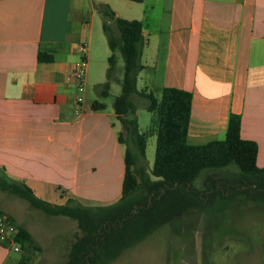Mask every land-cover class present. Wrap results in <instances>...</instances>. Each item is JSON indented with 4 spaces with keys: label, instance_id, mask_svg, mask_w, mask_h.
Returning <instances> with one entry per match:
<instances>
[{
    "label": "crops",
    "instance_id": "0c3cea01",
    "mask_svg": "<svg viewBox=\"0 0 264 264\" xmlns=\"http://www.w3.org/2000/svg\"><path fill=\"white\" fill-rule=\"evenodd\" d=\"M98 3L141 21L139 92H191L189 144L223 139L236 113L241 137L256 142V164L264 166V0H0V167L9 177L54 204L105 205L121 196V123L91 91L106 80L101 58L109 56ZM80 43L87 67L98 61L100 68L94 79L86 69L76 115L68 77ZM39 52L51 59L39 60ZM121 77L110 81L114 96ZM12 249L0 239V264H21Z\"/></svg>",
    "mask_w": 264,
    "mask_h": 264
},
{
    "label": "trees",
    "instance_id": "16d2710c",
    "mask_svg": "<svg viewBox=\"0 0 264 264\" xmlns=\"http://www.w3.org/2000/svg\"><path fill=\"white\" fill-rule=\"evenodd\" d=\"M96 10L111 51L107 58L106 80L97 85L102 96L108 94L117 51L123 60L120 92L112 102L122 127L119 139L125 144L121 196L105 205L88 206L72 199L64 204H54L37 197L24 181L12 179L0 167L1 191L23 198L49 215L66 216L76 221L82 235L72 242L66 264H105L186 210L202 208L227 191L228 197L246 194L253 199H264V166L256 164V142L240 135V115L229 114L223 139L189 144L191 92L169 86L161 89L159 97L150 92H139L136 77L141 69V21L118 17L105 3H98ZM38 59L49 60L51 56L39 52ZM133 94L146 98L147 110L155 115V155L148 172L143 166L133 168L136 161L145 156V134L138 130L136 106L131 99ZM92 106L100 108L103 104L93 101ZM230 164L238 171L225 172L219 177L208 176L204 189L194 187L193 182L202 170H216ZM218 182H222V191ZM16 225L15 243L22 249L33 246L32 234L22 224Z\"/></svg>",
    "mask_w": 264,
    "mask_h": 264
},
{
    "label": "rangeland",
    "instance_id": "374dc122",
    "mask_svg": "<svg viewBox=\"0 0 264 264\" xmlns=\"http://www.w3.org/2000/svg\"><path fill=\"white\" fill-rule=\"evenodd\" d=\"M103 41H106L104 32ZM94 46L97 47L96 43ZM106 52L111 53L108 44ZM101 61L102 68L108 65L105 57ZM99 68L98 61L90 63L88 76L94 79ZM122 72L123 60L117 51L114 77H120ZM117 89L113 86L107 96L101 97L100 88L92 86V98L110 106L112 93ZM133 95L138 130L145 134V156L140 157L133 168L143 166L148 172L155 155V115L147 110L146 98ZM229 171H238V168L230 164L216 170L204 169L193 185L204 189L208 176L219 177ZM218 188L222 191V182H218ZM0 211L26 227L34 238L33 246L11 250V256L16 262L21 259V264H66L72 242L82 235L75 220L49 215L25 199L1 190ZM105 264H264V199H253L246 194L228 197V191L217 195L204 207L190 208L160 226Z\"/></svg>",
    "mask_w": 264,
    "mask_h": 264
},
{
    "label": "built area",
    "instance_id": "2783aa9c",
    "mask_svg": "<svg viewBox=\"0 0 264 264\" xmlns=\"http://www.w3.org/2000/svg\"><path fill=\"white\" fill-rule=\"evenodd\" d=\"M87 47L84 43L77 45V52L79 54L78 61L74 70L69 74V80L73 82L75 87V94L73 96L74 112L76 115L81 113V106L84 102L85 92V74L87 69ZM17 233L16 223L4 212H0V239L7 238L10 240L12 248L17 251L18 245L14 241Z\"/></svg>",
    "mask_w": 264,
    "mask_h": 264
},
{
    "label": "water",
    "instance_id": "95a60500",
    "mask_svg": "<svg viewBox=\"0 0 264 264\" xmlns=\"http://www.w3.org/2000/svg\"><path fill=\"white\" fill-rule=\"evenodd\" d=\"M162 191H164V189Z\"/></svg>",
    "mask_w": 264,
    "mask_h": 264
}]
</instances>
